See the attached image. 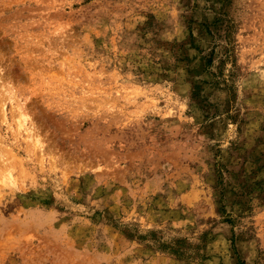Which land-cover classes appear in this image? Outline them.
<instances>
[{
  "label": "rangeland",
  "instance_id": "374dc122",
  "mask_svg": "<svg viewBox=\"0 0 264 264\" xmlns=\"http://www.w3.org/2000/svg\"><path fill=\"white\" fill-rule=\"evenodd\" d=\"M0 264H264V0H0Z\"/></svg>",
  "mask_w": 264,
  "mask_h": 264
}]
</instances>
